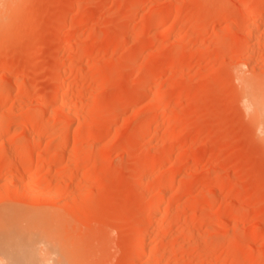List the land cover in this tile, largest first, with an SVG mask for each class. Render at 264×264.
<instances>
[{"label": "rangeland", "instance_id": "obj_1", "mask_svg": "<svg viewBox=\"0 0 264 264\" xmlns=\"http://www.w3.org/2000/svg\"><path fill=\"white\" fill-rule=\"evenodd\" d=\"M246 77L264 0H0L1 210L59 216L89 264H264Z\"/></svg>", "mask_w": 264, "mask_h": 264}, {"label": "bare ground", "instance_id": "obj_2", "mask_svg": "<svg viewBox=\"0 0 264 264\" xmlns=\"http://www.w3.org/2000/svg\"><path fill=\"white\" fill-rule=\"evenodd\" d=\"M160 24L159 22L158 25ZM240 73L238 74L239 77L243 75ZM247 78L248 77L245 79L241 78L240 80L245 85L244 88L247 93V95L245 94L247 101H244V106L247 110H255V117L259 120L260 124L259 130L264 132V83H257L258 81L256 82L254 80L255 83ZM56 91L58 92V90ZM1 98L2 92L0 99ZM68 132L69 128H65L62 134L65 135ZM41 134L43 135L44 133L42 132ZM41 134H35L31 137L34 146L38 144ZM143 173L144 172H142V174ZM2 188H0V190ZM7 190H10V188H6V191ZM3 192L5 194V190ZM160 200L157 201L155 207L158 212L162 206ZM36 214L38 215V213ZM36 214L24 213V211H10L9 208L1 210L0 208V264H89L86 262L79 248L75 245L69 246V244L65 242L66 240H63V236L59 229L61 223L59 216L47 213H42L39 216ZM161 224L162 219L157 223L156 229H159ZM144 235L146 236V233ZM169 263L165 262L162 264Z\"/></svg>", "mask_w": 264, "mask_h": 264}]
</instances>
